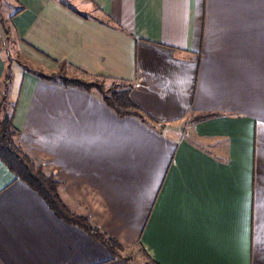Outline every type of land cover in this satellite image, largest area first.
Wrapping results in <instances>:
<instances>
[{
    "label": "crops",
    "instance_id": "0c3cea01",
    "mask_svg": "<svg viewBox=\"0 0 264 264\" xmlns=\"http://www.w3.org/2000/svg\"><path fill=\"white\" fill-rule=\"evenodd\" d=\"M60 63L142 117L30 72ZM6 75L16 144L122 258L0 161V264H264V0H0Z\"/></svg>",
    "mask_w": 264,
    "mask_h": 264
},
{
    "label": "trees",
    "instance_id": "16d2710c",
    "mask_svg": "<svg viewBox=\"0 0 264 264\" xmlns=\"http://www.w3.org/2000/svg\"><path fill=\"white\" fill-rule=\"evenodd\" d=\"M2 29L10 37L9 27L2 21ZM67 63L58 65V72L47 75L36 70L30 72L42 80L59 83L63 87L80 88L86 91L96 90L102 96L105 104L121 116L142 117L140 111L131 100L132 85L120 81L109 89L99 81H87L78 77H69L66 68ZM11 77L4 80L5 90L2 96L1 106L3 118L0 119V161L22 182L28 185L45 201L49 209L64 222L76 226L86 232L90 237L103 244L114 257L122 258L118 254L120 246L112 239L107 238L98 228L94 227L88 217L72 213L59 195V182L46 175L41 167L36 166L32 158L27 155L15 142L17 130L13 124L15 108L7 104L9 83ZM104 81V80H101ZM197 121V119L195 120ZM124 259H128L124 257Z\"/></svg>",
    "mask_w": 264,
    "mask_h": 264
},
{
    "label": "rangeland",
    "instance_id": "374dc122",
    "mask_svg": "<svg viewBox=\"0 0 264 264\" xmlns=\"http://www.w3.org/2000/svg\"><path fill=\"white\" fill-rule=\"evenodd\" d=\"M5 40L7 42V45H5L6 51L4 53L6 54L5 59L7 57V63L9 64L10 62H12L13 64H15V62H17V61H24L23 56L18 51V48H17L18 45L16 43V40L14 38H11V37H9L8 39H5ZM26 62H28V61L26 60ZM7 75H6V77H7ZM71 77H74V76H71ZM4 80L0 83V119L3 118V108L1 106V101H2V96H3L4 90H5ZM87 81H89V80H87ZM90 81H99L100 83H102L105 86L106 89H109V88H111V86L113 87L115 85V83L101 81V80H97V79H91ZM9 107H10V105H9ZM8 109L11 110V107ZM139 264H149V263L142 260L139 262Z\"/></svg>",
    "mask_w": 264,
    "mask_h": 264
}]
</instances>
